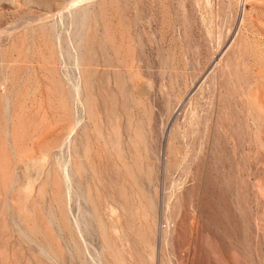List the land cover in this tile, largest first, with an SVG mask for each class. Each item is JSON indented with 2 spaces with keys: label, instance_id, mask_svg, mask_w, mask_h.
Wrapping results in <instances>:
<instances>
[{
  "label": "rangeland",
  "instance_id": "rangeland-1",
  "mask_svg": "<svg viewBox=\"0 0 264 264\" xmlns=\"http://www.w3.org/2000/svg\"><path fill=\"white\" fill-rule=\"evenodd\" d=\"M0 264H264V0H0Z\"/></svg>",
  "mask_w": 264,
  "mask_h": 264
}]
</instances>
